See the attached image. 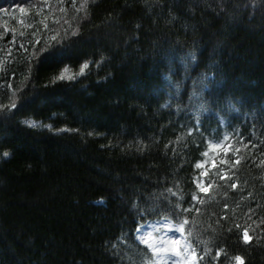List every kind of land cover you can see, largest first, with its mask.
<instances>
[{
    "label": "trees",
    "instance_id": "trees-1",
    "mask_svg": "<svg viewBox=\"0 0 264 264\" xmlns=\"http://www.w3.org/2000/svg\"><path fill=\"white\" fill-rule=\"evenodd\" d=\"M51 29L0 67V264H164L137 234L162 219L196 264H264V0H76Z\"/></svg>",
    "mask_w": 264,
    "mask_h": 264
},
{
    "label": "rangeland",
    "instance_id": "rangeland-1",
    "mask_svg": "<svg viewBox=\"0 0 264 264\" xmlns=\"http://www.w3.org/2000/svg\"><path fill=\"white\" fill-rule=\"evenodd\" d=\"M75 1L39 0L29 7L0 11V67L4 66L6 59L15 53L12 51L13 48L16 49L17 45H22L23 41L49 35L52 31L51 23L55 20V15L68 11L70 7H73ZM14 43L16 47H14ZM64 74L66 76L71 75L67 70ZM29 123L34 124V122ZM160 223L163 227L158 230L157 239L152 240V231L148 225L138 228V238L145 240L150 245H155L157 248H174L175 251L160 252L164 264H195L193 252H187L182 248L184 243L182 235L176 228L165 226V220L162 219ZM173 240H176L177 243L173 244ZM177 249H181V251L177 252ZM234 264H241V260H236Z\"/></svg>",
    "mask_w": 264,
    "mask_h": 264
},
{
    "label": "snow or ice",
    "instance_id": "snow-or-ice-1",
    "mask_svg": "<svg viewBox=\"0 0 264 264\" xmlns=\"http://www.w3.org/2000/svg\"><path fill=\"white\" fill-rule=\"evenodd\" d=\"M189 57H190L191 60H195L196 59V54L195 53H189ZM4 155L7 156L8 153L5 152ZM233 186H235V185H233ZM244 238H245L246 241L248 239H251V237H248L247 236V233L246 232H245V237ZM172 243L175 244V243H177V241L176 240H173ZM149 246L152 248V250H153L154 253H159L161 251H164V252H167V251H175L174 248H167V247L157 248L155 245H149ZM177 255H179V253H177ZM235 259L239 261V260H241V257L240 256H236Z\"/></svg>",
    "mask_w": 264,
    "mask_h": 264
}]
</instances>
